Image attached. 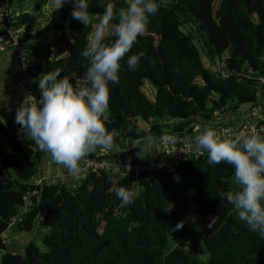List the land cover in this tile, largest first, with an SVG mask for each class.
I'll return each mask as SVG.
<instances>
[{"label": "trees", "instance_id": "trees-1", "mask_svg": "<svg viewBox=\"0 0 264 264\" xmlns=\"http://www.w3.org/2000/svg\"><path fill=\"white\" fill-rule=\"evenodd\" d=\"M128 1L67 0L42 29L24 31L39 109L53 128L69 130L89 149L99 134L117 148L125 141H178L217 111L257 102L264 84L246 78H264V0ZM183 13L214 55L226 54V77L205 68L180 29ZM87 15L106 16L112 26L95 48L88 46ZM36 19L21 13L14 25ZM0 131L9 136L8 150L0 144V264H264V146L257 151V139L213 143L202 158L154 178L82 172L66 184H43L26 211L23 197L40 153L20 133L2 125ZM135 180L141 193L132 200ZM10 227L21 233L12 251L2 243ZM35 231L46 251L34 243ZM169 233L184 241L167 251ZM202 246L206 260L197 254Z\"/></svg>", "mask_w": 264, "mask_h": 264}, {"label": "built area", "instance_id": "built-area-1", "mask_svg": "<svg viewBox=\"0 0 264 264\" xmlns=\"http://www.w3.org/2000/svg\"><path fill=\"white\" fill-rule=\"evenodd\" d=\"M0 47H8L15 56L17 62L18 77L22 80L25 90V108L22 114V124L27 127L37 142L43 148L50 145L61 148L66 156L75 164L81 166V170L98 173H115L127 175L135 179L140 176L153 178L160 172L170 168L173 164L190 159L202 158L205 150L198 141L189 139L190 135L180 140H159V157L149 158L142 154L137 142L121 147H110L107 153H96L95 147L84 148L77 145L68 138V135L60 129L51 127L39 110L41 100L37 95L35 82L31 75V64L28 58L26 39L24 31L14 25V21L9 19L5 11L3 1L0 0ZM260 81L264 83V78ZM257 139L259 146L264 145V123H243L233 131H224L213 138V143H219L225 139ZM209 140V138H205ZM204 141V139L202 140ZM30 188L25 191L23 202L25 210H30L36 205L40 198L43 179L32 178ZM11 226V225H10Z\"/></svg>", "mask_w": 264, "mask_h": 264}, {"label": "crops", "instance_id": "crops-1", "mask_svg": "<svg viewBox=\"0 0 264 264\" xmlns=\"http://www.w3.org/2000/svg\"><path fill=\"white\" fill-rule=\"evenodd\" d=\"M50 1L51 0H49V2ZM49 2L48 4L51 5ZM3 4L8 18L12 19L15 24L16 18L19 15L18 12H16V8L12 6V3L9 2V0H5V3L3 2ZM60 5L61 3H58V5L54 8L51 7L47 10L45 12L46 18L49 19L51 11L60 7ZM18 28H21L27 34H32L37 31L30 30L28 25L23 27L20 26ZM96 40L94 45L96 44ZM94 45L89 43L88 46L94 48ZM219 65L222 67V64ZM260 93L261 95L259 94L258 101L255 104H247L244 107L240 106L239 108L233 109L225 114L218 113L217 111V115L214 120L211 123L204 124V130H196V125L194 124L193 130L189 135L193 141H198L199 145L203 139L209 138V143L205 147L202 146V148L206 150V147L213 144V138L220 135L224 131H233L236 127L243 123H264V91H261ZM0 97L2 101V106H0V125L11 132L20 133V136L22 135L24 137L25 129L20 122V115L25 101L24 88L22 80L18 77L17 63L14 53L8 47H0ZM209 124H219L220 128L217 131H208L206 127ZM8 138V135L0 131V144L5 142L7 150ZM164 140L170 141L173 139L168 137ZM96 142L97 143L95 144L98 148L97 153H103L110 146L101 134L96 137ZM132 142L133 141H125L123 145H130ZM155 143L142 141L138 142L137 145L140 146L145 157L157 158L159 157V151L158 146L155 145ZM57 153L60 155H57ZM36 163V167L38 169L37 175L46 179L48 183H57V181L66 182L69 177L71 179H76L79 173H85V170H81L80 165L73 164L60 152L56 151L40 153L36 159Z\"/></svg>", "mask_w": 264, "mask_h": 264}, {"label": "rangeland", "instance_id": "rangeland-1", "mask_svg": "<svg viewBox=\"0 0 264 264\" xmlns=\"http://www.w3.org/2000/svg\"><path fill=\"white\" fill-rule=\"evenodd\" d=\"M66 1L67 0H51L50 2L49 0H12L11 3H12V6L16 8V12H18V14L31 13L33 15H36V18H37L36 21L28 25V28H30V30L36 31V30L42 29L48 23V19L46 18L45 12L49 10L51 7L54 8L55 6H57L58 3H61L60 5L61 7ZM99 1H101V3H106L109 0H99ZM167 1L168 0H161L162 6H165L164 4L167 3ZM48 2L51 3V5H49ZM126 3H130V2L126 0ZM178 18H179V21L181 22V27H180L181 31L187 34L190 37L191 41L194 43V45L197 47L198 51L200 52L201 61L204 64L205 68H207L209 72L213 74H216V75L220 74L221 67L219 65L218 56L214 55L210 51L209 47L207 46L206 38L203 32L198 29L193 18L189 14H185V13L180 14ZM85 21H91L94 25L92 32L88 36V45L89 43L90 44L92 43L94 45L96 39L98 40L101 36L109 34L112 30V26L109 23L106 16H99V17L86 16ZM140 27L143 28V20H141L140 22ZM97 40H96V43H97ZM95 46L96 44L94 45V48ZM225 58H226V54L220 57L221 61H224ZM69 75L70 73L67 74V76ZM145 84H147L145 93L148 95L150 99H153L154 95L152 96L150 92L152 94L155 93L154 88L148 82H145ZM216 97H217L216 93H211L210 98L214 99ZM80 101H81V97H78L73 103V109L71 111V116L75 119L77 118L78 112L80 109ZM209 106H210V100L207 102V107ZM103 112H105L104 109H103ZM144 124L145 123L141 122V124L139 125H144ZM195 125H196V130L205 129L204 124H201L200 121L195 123ZM206 128L208 129V131L210 130L217 131L220 128V126L219 124H216V125L209 124ZM28 136H29V132L25 130L24 137L27 138ZM208 143L209 141L207 139H204V141H201V147L202 146L205 147ZM1 144H2V148L4 150H7L6 143L2 142ZM57 155H60V154L57 153ZM232 183H233L232 185H234L235 187L238 186V183L236 181H233ZM140 193H141V188L138 185L137 181L135 180L133 184V191L131 194V196L133 197L131 199L132 200L137 199ZM42 232H47V231L42 230L41 233ZM5 235L9 240V244L7 245L8 250L12 251V249L14 248V244H16L18 237L21 236V233L17 231L15 228H11L5 233ZM33 235H34V239H33L34 243L38 245L41 251H46V247L42 244L41 236L37 235V231L33 232ZM183 241H184L183 239L172 237L171 233H169V240L167 243L166 250L169 251L170 249L174 248V246H178L182 244ZM184 247L187 248V245L184 244ZM3 253L4 251L0 250V257L2 256ZM197 254H198L199 259L201 260L207 259V253L203 246L198 249Z\"/></svg>", "mask_w": 264, "mask_h": 264}, {"label": "clouds", "instance_id": "clouds-1", "mask_svg": "<svg viewBox=\"0 0 264 264\" xmlns=\"http://www.w3.org/2000/svg\"><path fill=\"white\" fill-rule=\"evenodd\" d=\"M5 3V2H4ZM26 46H27V43H26ZM27 52H28V48H27ZM28 58H29V62H30V64H31V68H30V72H31V75H32V77H33V74H32V62L30 61V57H29V53H28ZM17 63V62H16ZM34 79V78H33ZM260 79L261 78H259V81H260ZM34 82H35V80H34ZM261 82V81H260ZM262 83V82H261ZM264 84V83H263ZM24 87V86H23ZM35 88H36V84H35ZM36 91H37V88H36ZM24 94H25V90H24ZM37 95H38V91H37ZM38 97H39V95H38ZM39 99H40V97H39ZM25 100H26V96H25ZM41 100V99H40ZM40 105V104H39ZM24 108H25V101H24V106H23V108H22V112H21V115H20V122H21V124H22V120H21V117H22V114H23V112H24ZM40 110V109H39ZM41 112V111H40ZM42 113V112H41ZM262 123V122H261ZM51 125V124H50ZM22 126H23V128L25 129V130H27L28 132H29V136L27 137V138H25V137H23L22 135H21V137L22 138H24L25 140H30V141H33V143H35V145H36V150L39 152V153H42V152H51V151H56V152H60L66 159H68L70 162H72L67 156H66V154L64 153V151L61 149V148H58V147H55V148H53L52 147V145H50L49 146V148H43V147H41L37 142H35V139L32 137V135H31V133H30V131H29V129L27 128H25V126L22 124ZM52 127V126H51ZM53 128V127H52ZM54 129H58V128H54ZM60 130H63L67 135H68V138L69 139H71L72 141H74V136H73V134L69 131V130H67V129H60ZM166 139V138H165ZM173 140L175 139V138H172ZM156 141H158V140H156ZM75 142V141H74ZM133 142H142L141 140L140 141H133ZM133 142H132V144H133ZM76 143V142H75ZM95 143H97V142H95ZM93 144V146L96 148L95 149V151H96V153H97V150H98V148H97V146H96V144ZM77 144V143H76ZM124 144V143H123ZM78 145V144H77ZM131 145V144H130ZM80 146V145H79ZM92 146V147H93ZM264 146V145H263ZM263 146H258L257 148H256V150L258 151V150H260ZM81 147V146H80ZM110 147H112L111 145L109 146V148L108 149H106V152L108 153L109 151H110ZM114 147V146H113ZM112 147V148H113ZM73 163V162H72ZM73 164H75V163H73ZM172 167V166H171ZM170 167V168H171ZM85 172H87V171H85ZM92 173V172H91ZM99 173V172H98ZM106 173V172H105ZM111 174H115V173H111ZM115 175H118V174H115ZM156 177V176H155ZM33 178H36V179H43V184H56V183H48L47 181H46V179H44L43 177H41V176H39V175H37V173H36V176L35 177H33ZM133 178V177H132ZM154 178V177H153ZM32 179V178H31ZM31 179H30V182H31ZM135 179V178H134ZM138 179V178H137ZM57 183H58V181H57ZM59 183H61V184H66V182H59ZM75 182H71L70 184H74ZM31 186V185H30ZM30 188V187H29ZM28 188V189H29ZM41 189V188H40ZM27 191V190H26ZM24 209H25V207H24ZM26 211H28V210H26ZM12 227V226H11ZM10 227V228H11ZM9 228V229H10ZM8 229V230H9ZM6 233V232H5ZM5 233L3 234V236H2V243L4 244V245H8L9 244V240H8V238L7 237H5L4 238V235H5ZM6 236V235H5Z\"/></svg>", "mask_w": 264, "mask_h": 264}, {"label": "water", "instance_id": "water-1", "mask_svg": "<svg viewBox=\"0 0 264 264\" xmlns=\"http://www.w3.org/2000/svg\"><path fill=\"white\" fill-rule=\"evenodd\" d=\"M218 59H219V64H221V59L219 57H218ZM220 73H221L222 76L226 77L224 75L223 71H222V67L220 69ZM230 78H235V76H230ZM246 79L249 80V81H251V82H258L259 81V79H251V78H246ZM195 253H196V251L195 250H192V255L193 256L195 255Z\"/></svg>", "mask_w": 264, "mask_h": 264}]
</instances>
